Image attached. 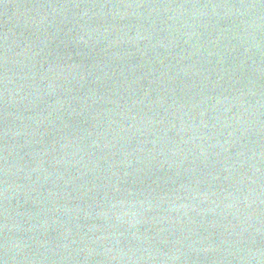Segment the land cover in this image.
<instances>
[{"label": "water", "instance_id": "obj_1", "mask_svg": "<svg viewBox=\"0 0 264 264\" xmlns=\"http://www.w3.org/2000/svg\"><path fill=\"white\" fill-rule=\"evenodd\" d=\"M0 264H264V0H0Z\"/></svg>", "mask_w": 264, "mask_h": 264}]
</instances>
